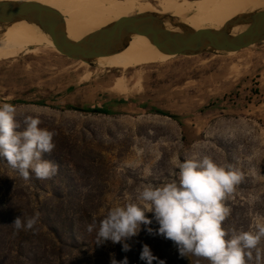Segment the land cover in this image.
I'll return each mask as SVG.
<instances>
[{
	"label": "rangeland",
	"instance_id": "374dc122",
	"mask_svg": "<svg viewBox=\"0 0 264 264\" xmlns=\"http://www.w3.org/2000/svg\"><path fill=\"white\" fill-rule=\"evenodd\" d=\"M19 57L0 62V103L16 106V131L25 130L27 115H38L39 127L56 133L55 149L41 158L58 171L41 180L29 169L25 181L0 156V207L15 194L37 195L23 197L19 207L28 201L58 205L62 202L52 200V194L64 192L67 207L83 205L104 213L130 203L143 208L150 203L139 198L144 186L175 182L179 187L180 169L174 161L207 155L218 164H232L244 176L224 201L230 209L222 224L225 238L233 230L255 233L257 222L264 223V44L233 56L208 53L139 61L131 69L83 66L50 46ZM120 100L129 103L115 104L111 115L69 110ZM145 215L151 223L131 237L136 249L128 264H145L140 259L144 245L165 264H210L203 257L180 258L176 245L158 234L154 212L145 210ZM258 247L264 250V238ZM101 254V264H111L113 256Z\"/></svg>",
	"mask_w": 264,
	"mask_h": 264
},
{
	"label": "clouds",
	"instance_id": "9594fccd",
	"mask_svg": "<svg viewBox=\"0 0 264 264\" xmlns=\"http://www.w3.org/2000/svg\"><path fill=\"white\" fill-rule=\"evenodd\" d=\"M15 114V105L0 103V156L6 158L13 169H18L25 181L30 179L29 169L38 179L52 178L58 168L42 160L41 156L55 149L56 133L39 127L42 121L38 115H27L24 119L27 127L18 132ZM174 163L180 169L179 187L175 182L157 188L144 186L139 198L150 203H145L143 208L130 203L112 209L100 221L97 243L107 240L120 243L136 236L141 225L151 223L145 215L147 210L154 212L159 223L158 234L176 245L180 258L203 257L210 264H248L255 259V264H261L264 250L258 246L264 238V223L257 222L255 233L241 231L237 234L233 230L229 239L225 238L228 232L222 227L230 214L224 201L242 182L243 174L232 164H218L207 155L202 159L194 155L183 163ZM38 222L39 213H36L26 222L17 217L13 227L17 231H34ZM93 227L94 224H90L87 230L91 232ZM122 250L129 251L130 245L123 243ZM140 259L145 264L158 260L148 245L143 246ZM111 264H117V261L113 258ZM120 264H128L127 257ZM158 264H165V261L158 260Z\"/></svg>",
	"mask_w": 264,
	"mask_h": 264
},
{
	"label": "bare ground",
	"instance_id": "6f19581e",
	"mask_svg": "<svg viewBox=\"0 0 264 264\" xmlns=\"http://www.w3.org/2000/svg\"><path fill=\"white\" fill-rule=\"evenodd\" d=\"M0 2L35 3L56 10L64 17L68 38L74 42H80L117 21L146 13L172 16L187 27L202 31L221 30L242 15L264 10V0H0ZM245 29L246 27L235 28L232 33L237 35ZM49 46L57 47L50 36L27 21L18 22L5 29L0 27V62L18 58L36 48ZM234 54L236 53L229 55ZM166 56L146 35H135L124 52L101 58L97 65L105 69H131L135 68L139 61L154 62ZM81 64L90 66L85 62Z\"/></svg>",
	"mask_w": 264,
	"mask_h": 264
},
{
	"label": "water",
	"instance_id": "95a60500",
	"mask_svg": "<svg viewBox=\"0 0 264 264\" xmlns=\"http://www.w3.org/2000/svg\"><path fill=\"white\" fill-rule=\"evenodd\" d=\"M21 21L38 26L67 58L91 66L101 58L124 52L135 35H146L162 54L172 57L239 53L264 44V10L242 15L221 30L202 31L193 30L172 16L146 13L117 21L74 42L68 38L64 17L56 10L35 3L0 2L1 28ZM239 27L246 29L233 35Z\"/></svg>",
	"mask_w": 264,
	"mask_h": 264
},
{
	"label": "trees",
	"instance_id": "16d2710c",
	"mask_svg": "<svg viewBox=\"0 0 264 264\" xmlns=\"http://www.w3.org/2000/svg\"><path fill=\"white\" fill-rule=\"evenodd\" d=\"M117 103L128 104L129 100H120L104 107H73L69 110L111 115L113 113L110 108ZM153 112L175 121H182L180 116L170 112L159 109H153ZM10 197L12 202L0 207V264H101L104 255L101 251L108 254L107 258L113 256L120 261L127 257L128 262L131 261V253L136 249L132 246V238L120 243L101 241L99 249L97 234L100 221L105 219L109 212L104 213L100 208H87L83 205L67 207L65 204H68L69 196L64 192L52 194V200L57 199L62 203L45 207L39 201L35 204L28 201L26 207H19L23 197L29 200L37 198V195L15 194L14 198ZM36 213H39L36 230L17 231L13 227L17 217L26 222ZM90 224H94L91 232L87 230ZM123 243L130 245L129 251L122 250ZM177 257L178 255L175 256Z\"/></svg>",
	"mask_w": 264,
	"mask_h": 264
}]
</instances>
